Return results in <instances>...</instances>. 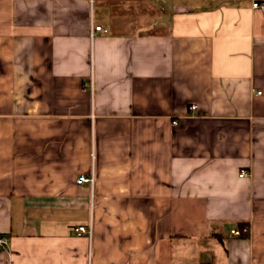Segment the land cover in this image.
I'll return each instance as SVG.
<instances>
[{"label":"crops","instance_id":"obj_1","mask_svg":"<svg viewBox=\"0 0 264 264\" xmlns=\"http://www.w3.org/2000/svg\"><path fill=\"white\" fill-rule=\"evenodd\" d=\"M254 1L0 0V264H264Z\"/></svg>","mask_w":264,"mask_h":264},{"label":"built area","instance_id":"obj_2","mask_svg":"<svg viewBox=\"0 0 264 264\" xmlns=\"http://www.w3.org/2000/svg\"><path fill=\"white\" fill-rule=\"evenodd\" d=\"M91 2H93L94 0H90ZM253 8L255 9H261L264 10V0H255L253 2ZM94 31H107L106 28H104L101 25H94L92 27V35L94 33ZM260 93V92H259ZM197 106L195 104L191 105V109H195ZM244 175H248V172L246 170L241 172V176ZM94 181V177L93 176H84L81 175L78 178V182L82 183V182H93ZM92 223H90L89 225H78L77 227L74 228V231L78 234V235H82V234H89L91 235L93 232V228H92ZM249 231L248 227H243L242 229H233L232 233L234 235H242L244 233H247ZM5 241L3 239L0 238V245H4Z\"/></svg>","mask_w":264,"mask_h":264}]
</instances>
